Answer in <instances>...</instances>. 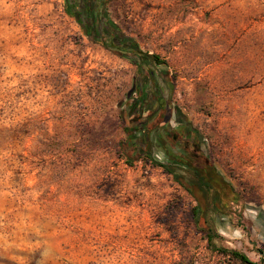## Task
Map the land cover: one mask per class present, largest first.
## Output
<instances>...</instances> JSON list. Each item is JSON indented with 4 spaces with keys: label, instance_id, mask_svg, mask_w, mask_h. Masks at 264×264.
<instances>
[{
    "label": "rangeland",
    "instance_id": "rangeland-1",
    "mask_svg": "<svg viewBox=\"0 0 264 264\" xmlns=\"http://www.w3.org/2000/svg\"><path fill=\"white\" fill-rule=\"evenodd\" d=\"M103 1L163 59L141 70L165 74L168 124L188 121L235 190L219 241L264 264V0ZM132 54L87 37L65 0H0V264H227L192 195L109 142L138 96Z\"/></svg>",
    "mask_w": 264,
    "mask_h": 264
},
{
    "label": "trees",
    "instance_id": "trees-1",
    "mask_svg": "<svg viewBox=\"0 0 264 264\" xmlns=\"http://www.w3.org/2000/svg\"><path fill=\"white\" fill-rule=\"evenodd\" d=\"M102 2L104 1L102 0ZM65 11L72 15L73 6L69 0H65ZM133 45L137 48L136 43ZM114 48L123 49L120 46ZM145 54H140L142 57L140 61L135 53L129 57L131 62L139 66L134 83L138 96L124 107V112L120 110L116 112L115 119L111 123L109 142L115 147L118 158H124L129 163L131 160L141 158L149 160L151 164L161 166L171 174L174 180L192 195L196 202L191 208L192 216L196 226L203 232L208 249L221 255L227 264H257L252 262L243 251L231 248L219 241L221 236L215 228L218 222L217 217L234 202L235 190L209 164V158L202 150L199 153L202 158L201 162L196 165L192 163L179 139L186 134H196L197 130H194L190 123L177 127H171L168 124L171 110L165 99H162L163 96L166 98L165 91L161 92L160 90L156 95L154 94L155 104L151 107L147 106L149 97L144 96L143 93L145 90L144 80L145 76L153 78L152 76L155 74L152 72L147 74L144 70L141 72V69L150 62L160 65L164 61L157 54ZM160 78L156 77L167 87L165 74L160 75ZM146 110H149V115H151L147 121H144V118L140 122H132L133 118ZM156 116L159 118L158 122L151 130L147 129L146 123ZM126 118H129L130 122H126Z\"/></svg>",
    "mask_w": 264,
    "mask_h": 264
},
{
    "label": "flooded vegetation",
    "instance_id": "flooded-vegetation-1",
    "mask_svg": "<svg viewBox=\"0 0 264 264\" xmlns=\"http://www.w3.org/2000/svg\"><path fill=\"white\" fill-rule=\"evenodd\" d=\"M69 2H71V5L73 6L72 16L77 20L82 28V31L85 35H87V37L93 41L110 45L113 48L115 46H120L123 49L118 48V51L122 53L132 51L135 55H137L138 60L140 61L142 57L137 51L138 47L136 48V46L133 45L134 42L123 34L113 21L107 18L102 7V0H69ZM152 77L153 78H149L148 76H145L144 80L145 90H143V93L144 96L149 97L147 99L148 107H151L155 104L154 102H156V98L153 97L154 94L156 95V93L160 90L161 92H164V89L162 88L165 87L162 82H159L156 79V77L158 78L157 75ZM163 98L165 99L164 96L162 99ZM148 119L149 116L145 117L144 121H147ZM179 125L186 126L188 125V121L185 119L178 120L176 127ZM195 132L196 134H186V136H182L179 139L182 143L181 146H184L187 155L194 165L199 164L202 160L199 153H201L200 150L203 151L204 144L202 136L199 132Z\"/></svg>",
    "mask_w": 264,
    "mask_h": 264
}]
</instances>
